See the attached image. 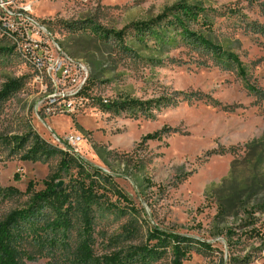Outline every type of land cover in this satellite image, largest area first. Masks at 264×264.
I'll list each match as a JSON object with an SVG mask.
<instances>
[{
  "label": "rangeland",
  "instance_id": "374dc122",
  "mask_svg": "<svg viewBox=\"0 0 264 264\" xmlns=\"http://www.w3.org/2000/svg\"><path fill=\"white\" fill-rule=\"evenodd\" d=\"M3 1L0 91L10 82L20 89L0 105V222L28 207L29 184L43 190L61 159L24 161L28 144L18 141L31 134L54 144L55 135L61 148L81 136L66 149L110 176L117 194L95 208L96 259L142 246L158 229L194 240L184 264H264V33L255 32L264 29V0ZM180 2L204 10L210 27L192 32L240 66L198 52L180 32L168 43L141 39L135 24ZM31 19L46 23L52 42L37 43ZM59 48L87 64L84 97L52 72ZM30 58L49 59L40 79ZM124 100L169 103L142 115L118 112ZM163 129L160 141L142 144ZM9 187L22 195L2 192ZM60 240L55 248L26 240L20 263L75 264L77 224Z\"/></svg>",
  "mask_w": 264,
  "mask_h": 264
},
{
  "label": "trees",
  "instance_id": "16d2710c",
  "mask_svg": "<svg viewBox=\"0 0 264 264\" xmlns=\"http://www.w3.org/2000/svg\"><path fill=\"white\" fill-rule=\"evenodd\" d=\"M203 14V9L180 2L165 9L156 19L135 24V27L138 34L142 36L141 39L156 38L167 43L171 41L170 37L174 33L180 32L198 52L212 54L218 61L225 56L222 49L191 30L192 26L210 27L209 21ZM263 30L258 28L255 32L261 34L264 33ZM119 38L122 40V33L115 36V39L120 40ZM225 57L231 65L240 66L238 58L234 55L227 54ZM240 74L244 75V72L240 70ZM19 89L17 82L6 83L0 91V105ZM167 103L169 100H166L163 106L160 100L150 102L124 100L117 105L116 109L120 113L137 110L143 115L159 110L167 106ZM151 115L150 113L148 117ZM165 133L167 132L163 129L146 135L141 142L143 144L148 141H160ZM18 142V148L28 144L22 156L24 161L37 162L53 155H58L61 159L57 171L44 182L43 190L36 191L34 184H29L26 191V194L31 195L28 207L10 213L0 222V264H21L19 259L22 244L26 240L51 248L65 246V242L60 238H67V234L75 229L76 224L80 241L74 252L73 263L75 264H93L94 262L151 264L164 255H170L171 264H184L190 259L193 243H195L193 239L158 229L148 233L146 243L142 246L130 247L124 254L115 253L103 256L100 260L96 259L94 256L95 208L109 204L111 196L117 195L108 187L111 185V177L79 161L74 154L63 150L58 145L45 142L38 135H26ZM64 178L68 179V183L59 187V183ZM2 192L8 193L6 195H22L13 187L2 189Z\"/></svg>",
  "mask_w": 264,
  "mask_h": 264
},
{
  "label": "built area",
  "instance_id": "2783aa9c",
  "mask_svg": "<svg viewBox=\"0 0 264 264\" xmlns=\"http://www.w3.org/2000/svg\"><path fill=\"white\" fill-rule=\"evenodd\" d=\"M40 1V0H36ZM6 5L3 0H0V8L5 7ZM25 11L32 12V8H25ZM29 23L32 25L29 27L35 29L36 33L40 40H38L39 45H45L52 42L53 38L51 36V33L49 31V28L47 27L46 23L38 22L35 20H29ZM30 62L33 63L36 71H37V77L40 79L44 72L49 68L48 61L49 59H40L37 60L35 58H30ZM52 72H58L61 73V75L65 76L66 78H71L73 83V89L74 94L73 96H83L85 89L88 85L89 81V68L87 64L84 62L71 58L63 53V51L59 48L57 51L56 59L54 60L52 64ZM104 104H107V101H104ZM81 105V104H80ZM53 140L57 143H54L55 145L60 144V140L53 135ZM82 140L81 136H69L66 138V141L64 142V145H60L61 148L65 151H68L66 147L72 148L76 145H78ZM72 153V152H71ZM76 153V152H74ZM72 153V154H74ZM75 155V154H74Z\"/></svg>",
  "mask_w": 264,
  "mask_h": 264
},
{
  "label": "water",
  "instance_id": "95a60500",
  "mask_svg": "<svg viewBox=\"0 0 264 264\" xmlns=\"http://www.w3.org/2000/svg\"><path fill=\"white\" fill-rule=\"evenodd\" d=\"M62 184H63V182H60V183H59V187L62 186Z\"/></svg>",
  "mask_w": 264,
  "mask_h": 264
}]
</instances>
